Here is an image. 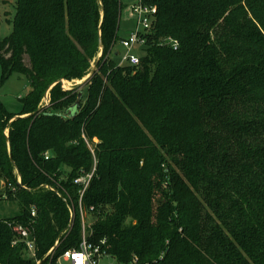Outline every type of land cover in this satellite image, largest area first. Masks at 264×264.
<instances>
[{"label":"trees","instance_id":"obj_1","mask_svg":"<svg viewBox=\"0 0 264 264\" xmlns=\"http://www.w3.org/2000/svg\"><path fill=\"white\" fill-rule=\"evenodd\" d=\"M145 3L155 19L130 66L114 58L120 0H15L1 83L17 74L30 89L18 114L0 102V199L18 206L0 219V264H33L11 245L17 225L32 228L37 259L56 241L54 256L78 247L73 180L94 162L81 206L110 213L88 240L117 264H264V0ZM99 52L90 79L63 90Z\"/></svg>","mask_w":264,"mask_h":264},{"label":"rangeland","instance_id":"obj_2","mask_svg":"<svg viewBox=\"0 0 264 264\" xmlns=\"http://www.w3.org/2000/svg\"><path fill=\"white\" fill-rule=\"evenodd\" d=\"M137 0H122V3L125 7H129L132 4H134ZM14 3L15 0H7L4 5L0 7V12H1V19H0V38H4L8 36L11 31H12V26H11V19L14 14ZM124 7L122 9V13L120 15V25H119V31H118V42L115 45V51L119 52V55L114 56V58L117 60V64L120 65V59L121 55L124 52L121 44H120V39L122 37L128 36L130 32L133 30L132 28L134 27V24L127 18L126 14L123 12ZM142 45H139L136 50L141 49ZM135 53L139 56L141 54V51H138ZM100 54V52H99ZM99 54L97 57L91 62L89 72L93 69V65L95 61L97 60ZM24 62L26 65H28V59L25 56L24 57ZM1 66H0V102L4 106V108L11 113L18 114L21 110V105L19 102V99L25 97L30 89L29 82L26 78L19 76L17 74H12L9 76L3 83H1ZM79 80H71V81H65L63 80V84H61V88L63 90H70L75 88L79 84ZM52 88V87H51ZM49 88L46 98H42L40 101L39 106H47L50 104V90ZM18 117L15 115L12 117L7 124H10L14 119ZM4 134L7 137L8 136V126L4 128ZM83 140L89 150L92 152L95 151L97 145L100 143V141L97 138L92 139V141H88L83 137ZM48 155L51 157V152L46 151L44 153V156ZM65 173L68 172L66 168H63ZM14 174L16 176L17 182L20 181L18 178L16 172L14 171ZM18 211V206L14 200H11L4 196L3 198L0 199V219H5L7 217H11L17 214ZM78 213H79V218H80V225H81V230L83 229V226L85 227L86 230V235H91V227L99 221L101 218H103L106 214L110 213V210H107L103 215L97 214L95 211L84 208L83 206L78 205ZM73 214V211H72ZM135 223V222H134ZM33 231V230H32ZM49 252V251H48ZM48 252L38 259V262H43L45 264L47 261H43V258H45L48 254ZM55 254V256L52 257L51 260L54 261V259L59 255ZM50 259V258H49ZM102 264H117L115 259L110 257L109 255H105L101 259ZM33 264L35 263V260L33 259Z\"/></svg>","mask_w":264,"mask_h":264},{"label":"built area","instance_id":"obj_3","mask_svg":"<svg viewBox=\"0 0 264 264\" xmlns=\"http://www.w3.org/2000/svg\"><path fill=\"white\" fill-rule=\"evenodd\" d=\"M145 1L151 0H137L134 4L128 7V13L135 22V27L132 33L125 38L120 40V44L124 50L121 55L120 65L128 64L130 66H137L139 64V57L135 53L139 45L145 43V35L150 32L156 14V7L154 5H147ZM173 49H176L178 44L174 40L168 42ZM48 155H45V159ZM96 162L93 164V168L90 173L81 174L73 180V184L80 187L79 204L81 206L82 197L89 186L91 178L95 172ZM47 188V187H46ZM92 210V208H90ZM72 215V213H71ZM36 217L35 209L31 210V218ZM17 233V238L11 242L12 246H16L18 243H22L29 256L35 260L36 264H43L38 262L36 258V244L35 237L33 235L32 228H26L20 225L14 227ZM89 235H86L85 227L81 231V240L77 248H69L62 250L60 254L53 260L54 249L53 247L49 250L45 261V264H102L101 259L106 255L102 250V246L105 244V240L99 244H93L88 240ZM58 245V241L55 242V248ZM50 258V259H49ZM130 264H138L137 260L134 259Z\"/></svg>","mask_w":264,"mask_h":264},{"label":"water","instance_id":"obj_4","mask_svg":"<svg viewBox=\"0 0 264 264\" xmlns=\"http://www.w3.org/2000/svg\"><path fill=\"white\" fill-rule=\"evenodd\" d=\"M102 16H103V13H102ZM99 46H100V48H101V41H100V40H99ZM100 56H101V53L99 54L98 58H100ZM98 58H97V59H98ZM96 66H97V60L95 61L94 65H93V69L89 72V74H88L85 78H83V79L79 82V84H78L77 86H75V87H82V86H83V85H84V84L90 79V77L93 75V73H94L95 70H96ZM60 83L63 84V81H60ZM48 90H49V89H48ZM48 90L45 92V94H44V98H46V95H47ZM70 90H72V89H70ZM81 97H82V92L80 91V92L78 93V95H77V100H76L75 104L69 109V114L73 115V113L76 111V108H77V106H78V104H79V102H80V100H81ZM41 109H42V107H39V108L34 112V114L38 113ZM26 116H28V115H26ZM26 116H25V117H26ZM9 157H10V160H11L10 149H9ZM18 185L21 186L20 181L18 182ZM3 187H4V183L1 184V188H3ZM47 188L50 189L49 187H47ZM55 192L57 193V191H55ZM71 225H72V219L70 220V223H69V226H71ZM53 249H55V246H53ZM45 260H46V257L43 258V261H45ZM40 264H41V263H40Z\"/></svg>","mask_w":264,"mask_h":264},{"label":"crops","instance_id":"obj_5","mask_svg":"<svg viewBox=\"0 0 264 264\" xmlns=\"http://www.w3.org/2000/svg\"><path fill=\"white\" fill-rule=\"evenodd\" d=\"M120 2H121V4H122V6L124 7V11H123V12L126 14L127 18H128L133 24H134V27H135V22H134V20L132 19V17L130 16V14L128 13V7H125V6L123 5L122 0H120ZM121 13H122V11H121ZM134 27L132 28L133 30H134ZM133 30H132L130 33H132ZM129 35H130V34H129ZM129 35H128V36H129ZM128 36L122 37L120 40L125 39V38H127Z\"/></svg>","mask_w":264,"mask_h":264}]
</instances>
